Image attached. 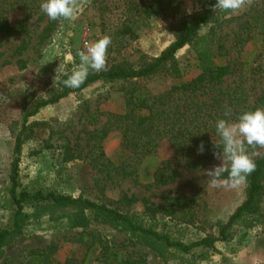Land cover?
<instances>
[{"label": "rangeland", "instance_id": "1", "mask_svg": "<svg viewBox=\"0 0 264 264\" xmlns=\"http://www.w3.org/2000/svg\"><path fill=\"white\" fill-rule=\"evenodd\" d=\"M158 1L87 0L71 21L49 20L40 10L41 0L33 1L29 9L14 6L8 14L17 34L0 35V233L13 227L10 174L15 137L23 125L18 163L21 191L54 193L118 208L146 228L186 245L217 236L220 226L245 201L246 183L213 187L208 182L206 170L220 163L214 156L198 161L196 156L174 155L164 141L155 154L134 167L132 175L125 176L117 171L124 151L117 131H111L101 143L107 161L103 166L102 161L94 163L88 157V140L111 116L125 112L131 91L137 94L138 88H146L160 93L196 78L204 65L230 67L220 88L237 97L242 94L241 110L250 111L255 105L264 108V102H259L264 92V39L259 30H252L253 40L233 46L240 27L264 0H253L236 13L218 10V23L203 27L154 75L130 82L97 81L40 108L23 123L25 113L33 111L35 104L63 90L62 84L53 86L55 69L60 65L71 70L79 63L77 53L86 42L104 35L111 38L105 70L137 68L166 50L184 25L201 12L206 0ZM217 43L223 46L220 52ZM256 151L253 159L264 154V149ZM191 195L194 201L186 206L167 201ZM148 205L152 210L146 215ZM22 214L19 231L0 251V264H27L33 253L51 245L56 261H78L86 249L84 240L97 242L95 256L102 254L89 264H119L124 259L141 264H264V193L258 212L237 220L226 241L216 242L214 250L203 247L188 253L133 234L88 209L31 201L24 204ZM186 220L190 223H184ZM115 254L117 260L113 261Z\"/></svg>", "mask_w": 264, "mask_h": 264}, {"label": "trees", "instance_id": "2", "mask_svg": "<svg viewBox=\"0 0 264 264\" xmlns=\"http://www.w3.org/2000/svg\"><path fill=\"white\" fill-rule=\"evenodd\" d=\"M35 0H0V35L10 36L17 34V30L10 26L8 14L14 10V6L22 5L24 9H29ZM157 2H159L157 0ZM216 0H206L200 13L195 15L191 21L184 25L178 32L175 41L164 50L158 57L142 64L137 68L124 66L112 67L98 74L89 73L87 79L79 88H67L52 95L47 100H41L33 111L25 113L23 123L33 116L40 108L58 102L70 93L79 92L97 81L115 82L147 78L159 72L165 64L174 59L175 54L186 45L190 44L205 26H214L218 23L217 11L212 8ZM252 30L260 32L264 39V5L253 11L235 35L233 46L241 45L251 38ZM250 35V36H249ZM252 40L254 38H251ZM262 41V40H260ZM217 51L223 50L222 44H216ZM231 70L228 65H204L198 76L188 82H180L172 85L166 90L153 94L146 88H138L137 94L134 90L128 94L126 100V110L123 114L111 116L100 131H96L94 138L89 139L88 157L95 163L102 161L105 163V155L102 151L101 143L111 131H117L121 136V153L117 171L125 176H130L134 172V167L142 162L146 157L156 153L162 142H167L174 155L191 158L196 156L198 161L213 158V139L219 142L216 136L215 122L225 118L223 113L226 109L232 110V119L244 112L240 104L242 94L237 97L234 93L222 90L220 85L224 78L230 75ZM259 102H264V92L259 98ZM256 109V105L249 110ZM94 116H90L93 122ZM26 127L15 137L13 148L14 159L11 165L9 196L15 207L13 227L11 230H4L0 233V251L7 239L16 234L23 216V207L27 202H52L58 205H70L81 209H88L102 215L113 223L125 226L131 233L140 234L146 238L162 242L168 248L188 253L195 248H208L214 250L216 242L226 241L229 229L246 214H256L259 209L260 198L264 193V154L254 158L255 171L247 179V197L229 216L227 221L220 226L218 235L215 237L206 236L190 245L179 241H173L168 235L155 232L151 228L141 225L134 217L121 209L108 207L86 199H73L69 196L56 195L54 193H42L36 191L29 193L19 190V155L23 144V132ZM203 141L205 150L203 154L197 153V146ZM92 143V144H91ZM98 151L97 155L94 154ZM92 162V163H93ZM107 162V161H106ZM197 166V164H194ZM227 174H224L226 178ZM194 196L185 198H169L168 202H175L186 206L189 201H194ZM148 202H146L147 205ZM151 205L146 206L145 214L149 215ZM192 221L191 223H193ZM184 223H190L186 220ZM80 260L66 258L60 263L53 258L52 251L54 245L47 247L43 251L33 253L27 264H89L90 261L99 260L101 252L95 256L98 250L97 242L88 244ZM113 261L117 260V255L113 256ZM119 264H141L137 261L124 259Z\"/></svg>", "mask_w": 264, "mask_h": 264}, {"label": "clouds", "instance_id": "3", "mask_svg": "<svg viewBox=\"0 0 264 264\" xmlns=\"http://www.w3.org/2000/svg\"><path fill=\"white\" fill-rule=\"evenodd\" d=\"M87 0H41L40 10L49 20H74ZM253 0H216L213 10L225 13H236L250 6ZM111 38L107 35L85 43L84 49L78 51L79 63H74L71 70L64 66L55 69L53 86L62 84L67 88H79L92 72L104 71L107 67V52ZM232 110L226 109L225 118L215 122L216 136L213 139V156L220 161L205 174L213 187H237L247 182L255 171L253 157L258 155L257 149H264V108L244 111L232 119ZM252 150L251 153L249 150ZM204 143L197 146V153L203 154ZM227 174L226 178L224 174Z\"/></svg>", "mask_w": 264, "mask_h": 264}]
</instances>
